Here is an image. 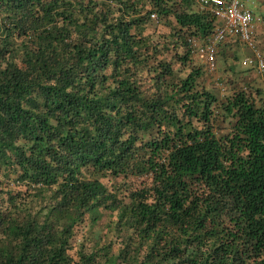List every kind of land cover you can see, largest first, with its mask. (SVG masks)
<instances>
[{
    "label": "trees",
    "instance_id": "16d2710c",
    "mask_svg": "<svg viewBox=\"0 0 264 264\" xmlns=\"http://www.w3.org/2000/svg\"><path fill=\"white\" fill-rule=\"evenodd\" d=\"M213 24L0 0V264H264L263 90L205 86Z\"/></svg>",
    "mask_w": 264,
    "mask_h": 264
},
{
    "label": "built area",
    "instance_id": "2783aa9c",
    "mask_svg": "<svg viewBox=\"0 0 264 264\" xmlns=\"http://www.w3.org/2000/svg\"><path fill=\"white\" fill-rule=\"evenodd\" d=\"M201 11L214 20L208 35L200 41H193L194 54L202 58L206 70L216 69L217 54L226 44L241 43L250 51L243 59L244 65L264 72V55L258 46V32L264 26V19H257L241 0H196Z\"/></svg>",
    "mask_w": 264,
    "mask_h": 264
},
{
    "label": "rangeland",
    "instance_id": "374dc122",
    "mask_svg": "<svg viewBox=\"0 0 264 264\" xmlns=\"http://www.w3.org/2000/svg\"><path fill=\"white\" fill-rule=\"evenodd\" d=\"M244 5L253 12L254 16L264 19V0H241ZM258 46L264 55V26L258 32ZM250 51L241 43L226 44L219 49L217 54L216 69L210 73L206 70L204 60L194 54L197 64L205 70V86L221 96L230 89L228 83L237 86H255L263 90L264 95V72L259 74L257 69L243 64V59L250 56ZM228 82V83H226ZM228 86H226V84ZM225 89V91H224ZM224 91V92H223Z\"/></svg>",
    "mask_w": 264,
    "mask_h": 264
}]
</instances>
